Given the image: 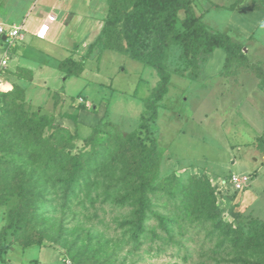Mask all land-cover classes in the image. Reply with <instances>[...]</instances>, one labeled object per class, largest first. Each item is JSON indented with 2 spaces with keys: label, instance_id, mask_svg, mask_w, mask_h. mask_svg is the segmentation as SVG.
Returning a JSON list of instances; mask_svg holds the SVG:
<instances>
[{
  "label": "rangeland",
  "instance_id": "374dc122",
  "mask_svg": "<svg viewBox=\"0 0 264 264\" xmlns=\"http://www.w3.org/2000/svg\"><path fill=\"white\" fill-rule=\"evenodd\" d=\"M29 1L32 0H24L23 5ZM192 1L193 12L201 22L210 31L222 34L229 27L230 5H261L259 0ZM104 2H37V9L46 3L64 22L61 21L59 48L48 50L53 58L50 61L56 65L55 60L72 57L75 62H82L78 76L65 79L54 65L43 67L34 81L28 69H19L12 75L8 66L0 71V114L5 106L3 94L20 87L25 111L66 127L74 135L72 153L84 158L79 184L68 199H64L61 188L52 189L56 178L31 183L38 198L35 205L24 206L28 214L17 223L18 230L5 236L12 246L0 256V264H239L232 262L241 254L239 248L232 247L228 240L222 242L219 233L211 234L206 212L194 213L197 205L192 199L184 195L170 198L154 191L167 181L166 189L189 194L195 179L207 180L217 221L243 227L251 219L264 222V127L261 128V121L249 118L252 107L264 118V64L252 60L256 44L250 42L249 58L246 55L244 62H234L226 68L223 64L218 77L203 83L200 72L205 65L204 55L194 59L197 79L182 78L175 74L176 70L187 67L191 71V57H183L178 42H169L164 61L170 81L167 94L159 103L157 119L150 126L157 151L155 164L146 171L150 207L153 213L170 221V234L162 231L157 220L148 214L145 233L134 239L131 235L135 200L118 202L129 182L123 179L131 155L122 141L134 137L135 144L148 145L140 124L146 114L144 101L157 76L151 68L118 52L101 51L97 45L88 51L99 28L93 22L76 24L66 11L77 12L81 19L103 22L106 12L100 6ZM12 4L13 0H0V11ZM206 7L209 12L205 17ZM262 29L255 37L259 36L264 44ZM116 34L110 38L114 47L121 44ZM256 50L257 55L264 56L263 49ZM3 52L0 46V59ZM28 54L36 65L44 58L35 44ZM54 92L59 96L56 102L52 98ZM63 116L73 118L75 124ZM61 135L55 128H47L46 144L55 150L62 144L61 139H67ZM21 159L0 150V164L10 161L20 165ZM32 169L24 167L21 172L29 174ZM231 174L248 177L247 187L236 190L230 183ZM106 188L109 196L103 192ZM2 196L6 192L0 187ZM17 203L18 197H13L0 206V228ZM28 237L40 239V246L22 248L17 243Z\"/></svg>",
  "mask_w": 264,
  "mask_h": 264
},
{
  "label": "trees",
  "instance_id": "16d2710c",
  "mask_svg": "<svg viewBox=\"0 0 264 264\" xmlns=\"http://www.w3.org/2000/svg\"><path fill=\"white\" fill-rule=\"evenodd\" d=\"M105 4L107 13L103 25L94 43L88 47V51L97 45L101 51L109 49L118 52L151 68L157 76L155 86L144 101L146 114L141 118L140 124V129L147 135L148 145L135 144L134 137L121 140L126 150L131 151V155L127 164L128 171L123 179L129 182L118 202L124 204L135 200L131 235L134 239L145 233L144 225L148 220V214L152 215L157 220L159 228L169 235L170 221L160 214L153 213L150 207L148 199L150 182L146 171V168L155 164L157 151L156 138L150 126L157 119L159 103L167 94L170 81V72L164 61L166 49L171 40L182 46L183 57L185 59L191 57L189 63L191 71L184 67L179 71L176 70L175 74L194 81L198 76L193 71L194 59L197 55L203 54L206 62L216 48L222 49L225 53L224 68H226L234 62L246 60L244 47L226 34L210 31L194 14L192 0H105ZM180 13L183 14L181 19H179ZM115 33L121 43L118 47H114L110 40ZM0 43H2L1 39ZM81 64L82 62H75L72 57H68L58 64V69L67 79L81 73ZM3 97L5 106L3 105L0 114V150L23 159L20 165L10 161L0 164V187L6 192V196L0 198V206H3L9 198L18 197L17 205L8 213L6 222L0 228V256L6 254L12 246V242L6 241L5 236L9 232L17 231L19 228L17 223L28 214L24 206L35 205V200L38 198L31 183L34 184L38 179L47 182L51 178H56L57 181L54 180L51 185L52 189L61 188L64 199H68L79 184L84 165L83 155L72 153L74 135H70L66 127L53 121L49 123V120L38 116L37 113L31 114L25 111L23 90L20 87L15 86L11 91L4 93ZM52 98L56 102L59 98L58 93H52ZM62 118L75 122L69 116ZM47 128H55L62 134L60 138L67 136L68 141L61 139L62 144L54 150L46 144L47 140L44 138ZM83 141L88 142V139ZM51 149L53 152L45 157L46 152ZM24 167L25 170L29 167L33 169L26 174L25 171L21 172ZM170 181L172 180L168 182ZM176 182L179 183V180ZM166 183L167 181H164L159 188H155L154 192L163 193L170 198L184 195L192 199L197 205L194 213L201 215L206 212L207 220L212 226L211 234L219 233L222 242L228 240L232 247L239 248L241 254L233 258L232 262L264 264V222L251 219L247 227H243L217 221L214 196L207 180L195 179L189 187L191 188L189 194L168 190ZM103 192L107 196L110 194L108 188ZM17 243L22 248H28L40 246L41 241L28 237L24 240L19 239ZM0 261L3 262L2 259Z\"/></svg>",
  "mask_w": 264,
  "mask_h": 264
},
{
  "label": "crops",
  "instance_id": "0c3cea01",
  "mask_svg": "<svg viewBox=\"0 0 264 264\" xmlns=\"http://www.w3.org/2000/svg\"><path fill=\"white\" fill-rule=\"evenodd\" d=\"M37 2L38 0H32L29 1L28 4L23 5L24 0H13V4L10 8H5V10L0 11V25H2L7 30H11L14 27H19L20 34L22 36L21 39H16L12 45H9L5 39V36L0 37L2 41L0 46L4 49L1 59H6L5 67H9L8 70H10L11 75L15 74V72L19 69H28L31 71V77L33 81L38 79L37 74L39 72L44 71L43 67H53L54 65V67L58 68V64L62 61L55 60L57 63L56 65L53 64L50 61V59L53 58L48 50L55 47L59 48L60 32H62L63 21L59 18V15L54 14L49 7L47 8L46 3H43V5H40V7L37 9ZM258 3L261 5L257 7L255 6L253 8H243L242 6H237V4L235 7L234 4L230 5V7L227 9L230 19L229 23L227 24L229 27L226 28V35L244 47L245 56L247 55L248 58L250 53L248 45L251 41L256 44V48L252 51L254 55L252 60L258 63L260 62V64L263 65L264 56L260 57L257 55L259 52L256 49L261 48L264 51V44L261 42V39L258 40L259 36H255L256 32L264 24V0H259ZM104 4L105 2L100 6V8L102 9L103 13L104 10L107 13V6L106 4L104 6ZM206 9L208 11L206 12L205 17L209 12V7H206ZM219 10L222 9L220 8ZM66 13L67 16H69V19H74L75 22H77L76 24H81L82 22H93L99 28V30H101L103 22L98 19L92 20L86 17L81 19V15H78L77 12L66 11ZM49 16H54V21H49ZM42 23L48 26V33L44 39H38L34 36V33ZM262 30L264 31V29ZM34 44L39 47L42 55L44 56V58L39 61L38 65L33 62L32 58L28 54L30 47ZM224 61V51L222 49L216 48L209 55L204 67L201 69L200 80L203 83H206L208 80H213L218 77L220 75L219 71H221ZM262 69V71H264L263 67ZM217 84H219L218 81H216V85ZM250 109V121L257 119L258 121L262 122L261 128L264 127V118L260 116V112L256 111V109L253 107Z\"/></svg>",
  "mask_w": 264,
  "mask_h": 264
},
{
  "label": "built area",
  "instance_id": "2783aa9c",
  "mask_svg": "<svg viewBox=\"0 0 264 264\" xmlns=\"http://www.w3.org/2000/svg\"><path fill=\"white\" fill-rule=\"evenodd\" d=\"M49 21H54V16L48 17ZM48 33V26L42 23L34 33V36L38 39H44ZM5 36L6 41L9 45H12L16 39H21L22 36L20 34L19 27H14L11 30L5 29L2 25H0V37ZM6 59L3 58L0 60V71L5 67ZM249 178L246 176L231 174L230 175V183L236 190H241L247 186Z\"/></svg>",
  "mask_w": 264,
  "mask_h": 264
},
{
  "label": "clouds",
  "instance_id": "9594fccd",
  "mask_svg": "<svg viewBox=\"0 0 264 264\" xmlns=\"http://www.w3.org/2000/svg\"><path fill=\"white\" fill-rule=\"evenodd\" d=\"M262 27H264V25H262ZM8 90H11L10 88Z\"/></svg>",
  "mask_w": 264,
  "mask_h": 264
}]
</instances>
